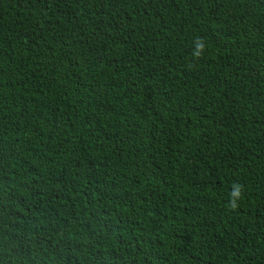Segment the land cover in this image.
<instances>
[{"label": "trees", "instance_id": "trees-1", "mask_svg": "<svg viewBox=\"0 0 264 264\" xmlns=\"http://www.w3.org/2000/svg\"><path fill=\"white\" fill-rule=\"evenodd\" d=\"M0 264H264V0H0Z\"/></svg>", "mask_w": 264, "mask_h": 264}]
</instances>
